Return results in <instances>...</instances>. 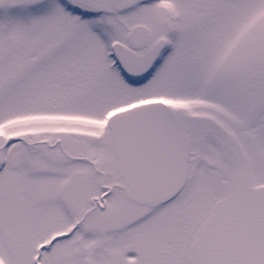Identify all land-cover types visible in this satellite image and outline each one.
<instances>
[{"label":"snow or ice","instance_id":"1","mask_svg":"<svg viewBox=\"0 0 264 264\" xmlns=\"http://www.w3.org/2000/svg\"><path fill=\"white\" fill-rule=\"evenodd\" d=\"M0 264H264V0H0Z\"/></svg>","mask_w":264,"mask_h":264}]
</instances>
